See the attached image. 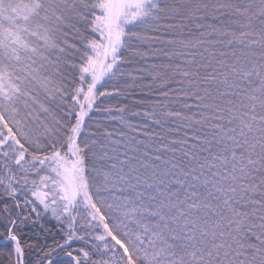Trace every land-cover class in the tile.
I'll list each match as a JSON object with an SVG mask.
<instances>
[{
    "label": "snow or ice",
    "instance_id": "6c2138e0",
    "mask_svg": "<svg viewBox=\"0 0 264 264\" xmlns=\"http://www.w3.org/2000/svg\"><path fill=\"white\" fill-rule=\"evenodd\" d=\"M0 264H264V0H0Z\"/></svg>",
    "mask_w": 264,
    "mask_h": 264
}]
</instances>
